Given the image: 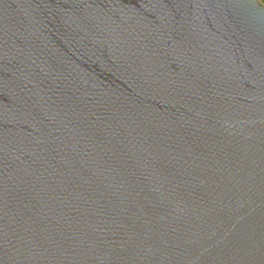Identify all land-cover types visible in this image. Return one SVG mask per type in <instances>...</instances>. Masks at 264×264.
Masks as SVG:
<instances>
[{
	"label": "water",
	"instance_id": "water-1",
	"mask_svg": "<svg viewBox=\"0 0 264 264\" xmlns=\"http://www.w3.org/2000/svg\"><path fill=\"white\" fill-rule=\"evenodd\" d=\"M0 264H264V2L0 0Z\"/></svg>",
	"mask_w": 264,
	"mask_h": 264
},
{
	"label": "built area",
	"instance_id": "built-area-1",
	"mask_svg": "<svg viewBox=\"0 0 264 264\" xmlns=\"http://www.w3.org/2000/svg\"><path fill=\"white\" fill-rule=\"evenodd\" d=\"M264 2V0H262Z\"/></svg>",
	"mask_w": 264,
	"mask_h": 264
}]
</instances>
